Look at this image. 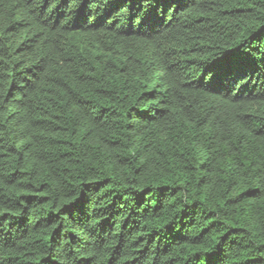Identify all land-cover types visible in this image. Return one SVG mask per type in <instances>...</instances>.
I'll return each instance as SVG.
<instances>
[{"label": "trees", "instance_id": "1", "mask_svg": "<svg viewBox=\"0 0 264 264\" xmlns=\"http://www.w3.org/2000/svg\"><path fill=\"white\" fill-rule=\"evenodd\" d=\"M0 264H264V0H0Z\"/></svg>", "mask_w": 264, "mask_h": 264}]
</instances>
